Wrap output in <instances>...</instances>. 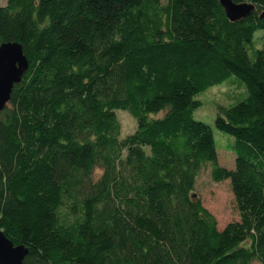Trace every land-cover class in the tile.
Returning a JSON list of instances; mask_svg holds the SVG:
<instances>
[{
    "label": "trees",
    "instance_id": "obj_1",
    "mask_svg": "<svg viewBox=\"0 0 264 264\" xmlns=\"http://www.w3.org/2000/svg\"><path fill=\"white\" fill-rule=\"evenodd\" d=\"M230 22L220 0H7L0 45L28 69L0 112V231L23 264H264V0ZM218 108V162L196 97ZM136 121L121 139L115 111ZM229 180L239 220L218 229L195 195Z\"/></svg>",
    "mask_w": 264,
    "mask_h": 264
},
{
    "label": "rangeland",
    "instance_id": "obj_2",
    "mask_svg": "<svg viewBox=\"0 0 264 264\" xmlns=\"http://www.w3.org/2000/svg\"><path fill=\"white\" fill-rule=\"evenodd\" d=\"M6 2L7 0H0V6H4ZM246 95L241 81L231 75L222 84L213 86L196 97L200 106L194 112V119L210 126L217 147L219 165L228 171L235 169V157L227 150V145L233 142V139L218 131L214 126V121L218 108L236 104ZM115 114L120 125V138L123 139L133 134L136 130V121L132 116L123 110H117ZM195 195L216 218L219 230H222L227 224L239 220L229 180L214 183L210 178L209 167L201 172L196 182ZM253 264L258 263L254 262Z\"/></svg>",
    "mask_w": 264,
    "mask_h": 264
},
{
    "label": "water",
    "instance_id": "obj_3",
    "mask_svg": "<svg viewBox=\"0 0 264 264\" xmlns=\"http://www.w3.org/2000/svg\"><path fill=\"white\" fill-rule=\"evenodd\" d=\"M230 22H237L254 11L252 4H235L232 0H220ZM28 69V61L21 45L5 43L0 45V112L7 106L15 85H18ZM28 250L15 246L0 231V264H23Z\"/></svg>",
    "mask_w": 264,
    "mask_h": 264
}]
</instances>
